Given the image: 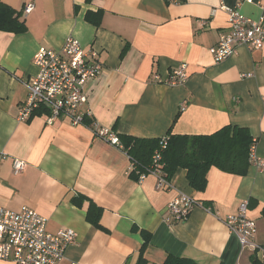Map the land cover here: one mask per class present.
<instances>
[{"label":"crops","instance_id":"crops-1","mask_svg":"<svg viewBox=\"0 0 264 264\" xmlns=\"http://www.w3.org/2000/svg\"><path fill=\"white\" fill-rule=\"evenodd\" d=\"M28 1L0 0L25 27L19 34L0 31V205L32 209L51 234L72 229L75 240L60 264H137L142 233L149 236L145 264H163L168 256L196 264H264V257L241 249L222 222L246 201L254 242L264 248V172L251 164L245 176L211 168L205 190L195 192L186 171L178 170L173 188L159 189L153 175L142 181L132 175L123 145L116 148L90 130L156 140L237 126L248 129L264 160V45L237 47L219 63L209 53L229 32L228 11L238 8L258 20L264 15L259 0H35L23 15ZM68 37L94 50L102 66L85 87L88 126L65 117L49 125L43 113L20 121L26 83L38 71L34 54L41 47L61 51ZM182 63L184 84L154 79L166 80ZM14 160L25 162L19 174ZM180 192L201 204L183 223L168 211ZM90 205L101 209L98 227L86 219Z\"/></svg>","mask_w":264,"mask_h":264},{"label":"built area","instance_id":"built-area-1","mask_svg":"<svg viewBox=\"0 0 264 264\" xmlns=\"http://www.w3.org/2000/svg\"><path fill=\"white\" fill-rule=\"evenodd\" d=\"M34 1L29 0L24 5L23 15L34 10ZM257 6L264 11V0H259ZM228 12L229 32L221 34L216 46L209 49L215 63L233 56L237 47L245 46L250 50H259L264 45V15L258 20H251L243 16L238 8ZM32 62L38 71L26 83L28 99L20 107L18 119L25 122L36 111H42L46 124L50 125L55 119L65 117L73 126H86L84 120L89 114L82 109L85 87L102 71L94 50L86 52L78 40L68 37L61 51L41 47L34 54ZM154 79L168 86L182 85L187 80L186 64L182 63L174 68L166 80L158 75H155ZM90 130L96 138L123 149L113 131L96 126H91ZM161 146L164 147V144L161 143ZM255 151L254 140L249 161L264 172V160L257 157ZM158 153L156 151L153 155L154 164L150 171L138 175V181L144 180L147 175H153L158 181V188L168 190L173 188V184L162 176ZM24 168L25 162L13 161L14 174L21 173ZM130 169L133 170L132 164ZM195 207H201V204L192 196L180 192L168 205V211L173 222L183 223ZM247 208L248 203L241 202L238 211L225 217L222 222L229 232L236 236L241 249L249 248L263 258L264 248L254 242L256 226L248 217ZM75 237V232L68 228L60 229L55 234L49 233L47 220L28 207L13 212L0 205V261L12 264H60L66 248L74 242Z\"/></svg>","mask_w":264,"mask_h":264},{"label":"trees","instance_id":"trees-1","mask_svg":"<svg viewBox=\"0 0 264 264\" xmlns=\"http://www.w3.org/2000/svg\"><path fill=\"white\" fill-rule=\"evenodd\" d=\"M18 18L12 9L0 3V31L14 34L24 32L25 27ZM38 113L43 112L36 111L34 114ZM88 121V118L84 120L86 126ZM119 140L133 165L132 175H135V178L150 171L154 164L153 155L158 151L162 176L172 181L178 170H185L188 185L195 192L205 190L206 175L211 168L232 175L245 176L250 166V149L254 141L248 129L230 125L208 136L166 135L156 140L121 137ZM100 215L101 209L90 205L86 219L98 227ZM142 236L144 242L137 264H145L143 252L149 242L147 234L142 233ZM163 264L196 263L168 256Z\"/></svg>","mask_w":264,"mask_h":264}]
</instances>
